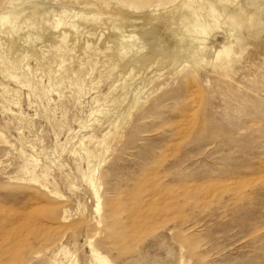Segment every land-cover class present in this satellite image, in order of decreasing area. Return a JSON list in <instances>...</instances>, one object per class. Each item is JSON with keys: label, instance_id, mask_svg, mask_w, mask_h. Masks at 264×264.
Masks as SVG:
<instances>
[{"label": "rangeland", "instance_id": "obj_1", "mask_svg": "<svg viewBox=\"0 0 264 264\" xmlns=\"http://www.w3.org/2000/svg\"><path fill=\"white\" fill-rule=\"evenodd\" d=\"M189 2L0 0V264H264V36Z\"/></svg>", "mask_w": 264, "mask_h": 264}, {"label": "bare ground", "instance_id": "obj_2", "mask_svg": "<svg viewBox=\"0 0 264 264\" xmlns=\"http://www.w3.org/2000/svg\"><path fill=\"white\" fill-rule=\"evenodd\" d=\"M182 1V0H181ZM184 1V0H183ZM8 1H6L7 4ZM11 2V1H10ZM29 2V1H28ZM55 2V1H54ZM61 2V1H60ZM12 3V2H11ZM172 3V2H171ZM82 4V3H81ZM80 4V5H81ZM86 4V3H85ZM93 4V2L91 3ZM107 4V3H106ZM123 4V3H122ZM169 4V3H168ZM29 5V3H28ZM131 5V4H130ZM141 5V4H140ZM27 6V5H26ZM34 6V5H33ZM84 6V5H82ZM95 6V4H94ZM93 6V7H94ZM137 6V5H136ZM164 6V5H163ZM29 7V6H28ZM89 7L87 6V10ZM109 8V7H108ZM181 10L179 8V12L176 14L178 15V22L179 24L185 25L186 31L192 32L190 34L191 40L194 42L195 39L200 40L201 38H208L207 35L210 36V32L212 28H223V40L220 43H217V50H216V57H220L222 54L231 52L233 49V43L227 44V38L225 36L226 32L232 34V29L236 28H244L247 32V35L253 37L255 39H259L262 35L264 36V0H190L189 3L185 5H181ZM21 9V8H19ZM92 9V8H91ZM8 11V10H7ZM67 11V10H66ZM104 11V10H103ZM102 11V12H103ZM2 12V11H1ZM18 12V11H17ZM63 12V11H62ZM79 12V11H78ZM91 12V11H90ZM109 12V11H106ZM171 12V11H169ZM5 13V12H4ZM3 13V14H4ZM65 13V12H64ZM62 13V14H64ZM81 13V12H80ZM84 13V12H83ZM125 13V12H124ZM9 14V13H8ZM90 14V13H89ZM131 14V13H130ZM80 16L81 14L78 13ZM84 15V14H82ZM87 15V14H86ZM93 15V12L92 14ZM96 15V14H95ZM133 15V14H132ZM164 15V13H163ZM166 15V14H165ZM175 15V14H174ZM3 16V15H2ZM1 16V17H2ZM161 16V15H160ZM173 18V15H171ZM145 17V16H144ZM157 17V16H156ZM168 18V16H165ZM175 17V16H174ZM84 18V16H83ZM130 18V17H129ZM141 18V17H140ZM164 18V17H163ZM157 19V18H155ZM175 19V18H173ZM102 20V19H101ZM135 20V19H134ZM147 20V19H146ZM163 20V19H161ZM168 20V19H167ZM91 22V21H90ZM135 22V21H134ZM156 22V21H155ZM165 22V21H164ZM176 22V21H174ZM140 23V22H139ZM142 23V22H141ZM140 23V24H141ZM58 24V23H57ZM62 24V21H61ZM60 24V25H61ZM160 24V23H159ZM164 24V23H163ZM176 25V24H175ZM59 25H57L58 27ZM160 26V25H159ZM172 26V25H171ZM182 26V25H181ZM55 27V26H54ZM179 27V26H178ZM158 28V26H157ZM156 28V29H157ZM72 29H75V27ZM169 29V28H168ZM76 30V29H75ZM163 30V28H162ZM173 30V29H172ZM182 33V32H181ZM180 33V34H181ZM220 33V32H219ZM222 33V32H221ZM186 34V33H185ZM262 34V35H261ZM188 35V34H186ZM132 36V35H131ZM175 36V35H174ZM262 36V37H263ZM129 37V36H128ZM189 38V39H190ZM29 39V38H27ZM77 39V38H76ZM131 39V38H130ZM181 39V38H180ZM212 39V38H211ZM186 40V39H185ZM188 41V40H187ZM191 41V42H192ZM202 41V39H201ZM183 42V40H182ZM196 42V41H195ZM200 42V41H199ZM261 42V41H260ZM263 42V41H262ZM87 43V42H86ZM177 43V42H176ZM181 43V42H180ZM179 44V43H178ZM199 44V43H198ZM202 44V43H200ZM205 44V43H204ZM203 44V45H204ZM181 45V44H180ZM230 45V46H228ZM179 46V45H178ZM200 46V45H198ZM193 47V46H192ZM134 48V47H133ZM186 48V47H185ZM190 48V46H189ZM188 48V49H189ZM229 48L228 50H226ZM199 50L196 53L189 54L191 58L199 59L197 63L202 61H207L204 57L207 52V47L200 46ZM124 50V49H123ZM184 50V49H183ZM187 50V49H186ZM192 49L190 48L189 51ZM194 50V49H193ZM192 50V52H193ZM180 51V50H178ZM187 52L184 50V53ZM264 52V51H263ZM178 53V52H177ZM188 53V52H187ZM180 54V52H179ZM178 54V55H179ZM263 54V53H262ZM188 55V54H187ZM182 58V56H180ZM189 57V58H190ZM176 58V57H175ZM188 58V59H189ZM183 59V58H182ZM187 59V58H186ZM174 60V59H173ZM172 60V61H173ZM176 60H178L176 58ZM192 60V59H189ZM171 61V62H172ZM193 62V61H192ZM194 63V62H193ZM192 63V64H193ZM175 64V63H174ZM170 67V66H169ZM169 69V68H168ZM193 93V92H192ZM196 93V92H195ZM190 97V95H188ZM197 97V95H196ZM198 98V97H197ZM135 103V102H134ZM16 105V104H15ZM192 105V104H191ZM191 107V106H190ZM193 108V107H192ZM192 110V109H191ZM190 111V110H189ZM188 111V112H189ZM191 113V111H190ZM129 116V115H128ZM130 117V116H129ZM190 117V116H189ZM187 120V119H186ZM193 120V119H192ZM120 123V122H119ZM123 124V123H121ZM188 125V124H187ZM3 137V136H2ZM5 139V138H4ZM6 140V139H5ZM81 141V140H80ZM35 158V157H34ZM37 159V158H36ZM34 182V181H33ZM93 184V183H92ZM95 188V187H94ZM96 196V209L99 208L100 196H98L97 191H95ZM63 197V196H62ZM33 203V202H32ZM35 207V206H34ZM101 264H111L105 255H100L96 250H92ZM74 255V254H73ZM73 258V257H72ZM76 258V257H75ZM72 261V259H71ZM76 262V259L74 263ZM70 263V262H69ZM182 263V262H181ZM52 264V263H51ZM77 264V263H76Z\"/></svg>", "mask_w": 264, "mask_h": 264}]
</instances>
